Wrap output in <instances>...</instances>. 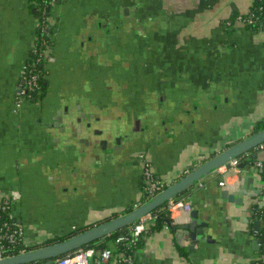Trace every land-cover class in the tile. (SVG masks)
<instances>
[{
    "label": "crops",
    "instance_id": "1",
    "mask_svg": "<svg viewBox=\"0 0 264 264\" xmlns=\"http://www.w3.org/2000/svg\"><path fill=\"white\" fill-rule=\"evenodd\" d=\"M253 1L57 0L46 93L18 107L39 21L35 0H0V193L21 192L15 216L29 245L142 203L141 154L172 184L252 133L264 119V30L236 17ZM238 168L226 185L222 167L183 194L207 223L204 239L191 248L172 225L144 232L135 264L261 257L254 205L264 207V177L255 162ZM189 214L176 211L172 224ZM115 247L103 238L89 264H117L100 260L102 249Z\"/></svg>",
    "mask_w": 264,
    "mask_h": 264
},
{
    "label": "water",
    "instance_id": "2",
    "mask_svg": "<svg viewBox=\"0 0 264 264\" xmlns=\"http://www.w3.org/2000/svg\"><path fill=\"white\" fill-rule=\"evenodd\" d=\"M59 114L60 117L58 120L61 121V113L59 112ZM78 120H80V118H78ZM262 143H264V127L217 152L212 157L176 179L172 184L152 198L138 204L132 210L97 223L62 240L26 250L15 255L4 256L0 258V264H27L36 261H45L46 264H51L53 259L57 257L70 254L81 247L88 246L93 242L111 235L115 231L132 225L146 214L165 205L170 199L184 194L196 183L215 174L221 167H229L232 160L257 148ZM244 166L245 162L239 164L241 168ZM238 193L243 194V191H239ZM222 194L230 202L243 203V200L238 199L235 193H229L228 190H223ZM189 215L191 220L184 223L172 224V229L178 233L179 237L184 236L183 238H185L186 236L192 248L199 240L205 238V231L203 228L207 226V223H198V214L196 210L191 211ZM260 224L258 219L256 221V229H259Z\"/></svg>",
    "mask_w": 264,
    "mask_h": 264
},
{
    "label": "built area",
    "instance_id": "3",
    "mask_svg": "<svg viewBox=\"0 0 264 264\" xmlns=\"http://www.w3.org/2000/svg\"><path fill=\"white\" fill-rule=\"evenodd\" d=\"M46 18L45 20L43 18V21L38 18V26H41L42 29L47 28L50 30V21H46L49 20V17ZM236 20L245 24L246 26H250L256 22L257 18H255L254 15L248 12L246 14H239L236 17ZM262 27L264 28V24ZM37 38L38 35L36 36L31 53V55L36 54L38 56L35 63L41 61L42 58L48 59V51L50 48V45L48 43H45L43 47H39L36 41ZM33 65L34 63H32V65H28L27 62L22 72V84L17 94L18 107H20L22 103L28 100L31 96L30 94H28L29 90L34 92L39 88V79L42 75L39 72L35 71ZM258 150H264L263 143L258 146ZM248 154L249 153L247 152L246 154L232 160L228 168L226 166H223L224 170L221 171L224 174L223 179L219 181V184L221 186L227 184L226 177L228 172H231L233 170L236 171L237 169H239L238 167L240 163L247 161ZM139 159L143 170V197L145 196L147 198L146 200H148L168 187L170 185V181L168 179L157 176L153 164L146 154H141L139 156ZM255 164L257 167H262L263 161L256 160ZM21 197V192L18 190L10 191L8 194L0 193V258L8 256L3 254V249L7 244L13 245L20 242L24 246L22 247L20 252L30 250L27 249V247L31 245H29V243H27L25 240V229L15 216V205L21 199ZM192 207L193 202L190 199H185L183 195L172 198L166 203V208L169 211L170 215L175 213L176 211L191 212ZM153 218L154 215L152 214V212L146 214L129 227L127 234L118 235L115 242L121 243L126 241V239H128V234L134 237H138L149 228L150 221ZM134 241V239L130 240V245L134 243ZM97 252L98 249L96 246L81 247L70 254L53 259L51 264H89L90 259L95 256ZM112 257H115L117 264H133L134 262L132 256L129 254L125 255L124 253H118L114 255L113 250L110 248H104L100 251L101 261L108 262L110 259H112Z\"/></svg>",
    "mask_w": 264,
    "mask_h": 264
},
{
    "label": "trees",
    "instance_id": "4",
    "mask_svg": "<svg viewBox=\"0 0 264 264\" xmlns=\"http://www.w3.org/2000/svg\"><path fill=\"white\" fill-rule=\"evenodd\" d=\"M54 1L56 3L57 0H35L36 15L41 21H43V18H44V20L46 17L50 18V11H51L52 5L55 4ZM249 13L254 15V17L257 18V20L254 24H252L248 27L254 31L264 30V28L262 27L264 24V0H254L253 5H252ZM46 21L48 22L49 20H46ZM37 35H38V38L36 41H37L39 47H43L45 43H48L49 45L52 44V38H51L52 31H50L49 29H47V28L42 29L41 26H38ZM37 57L38 56L36 54H33V55H31L30 59L28 60V65H32V63H34L33 68L35 69V71L39 72L42 75L41 78L39 79V88L37 90H35L34 92L30 91V90L28 91V94L31 95L29 97L30 101H37V100L41 99L45 95L46 89H47V79H46L47 68H46V66L48 63V59L42 58L41 61H39L38 63H35ZM263 127H264V119L255 124V127H254L252 132L257 131ZM257 152H258V147L250 150L248 152L249 154H248L247 161H249L250 163L255 162L257 160ZM259 168H260L261 175L264 177V162H263V166L259 167ZM146 199L147 198L145 196L142 197L141 202H144ZM254 210H255L254 213L256 214V216L259 217L261 220V228H260L259 233H260L261 245H262L261 246V254L262 255L258 259L252 260L248 264H264V207H261L258 204H255ZM152 214L154 215V218L150 221L149 228L145 231L146 234L152 233L154 231H158L161 228H163L165 225H168V226L172 225V218L170 216L169 211L166 208V204L161 206V207H158L157 209L152 211ZM130 226L125 227L123 229H120L118 231H115L114 233H112L109 236H106L105 238L113 239L115 242L118 235L128 233V229ZM74 233H76V232H74ZM142 234L139 235L138 237H134V236L128 234L127 235L128 239H126V241L121 242V243L115 242L116 247H115V250L113 251L114 255L118 254V253H124L125 255L129 254L132 256L133 261H134V257H133L134 251L138 248V246L141 245ZM71 235L72 234H69L67 236L51 238L46 243H44L43 245L50 244V243L56 242L58 240H62V239L66 238L68 236H71ZM132 239H134L135 241H134V243H132L130 245V240H132ZM101 240L93 242L88 246H96L97 247ZM43 245L29 246V247H27V249H33V248L43 246ZM22 247H24V246L20 242L13 244V245L7 244V245H5V247L3 249V254L15 255L21 251ZM65 255H67V254H65ZM65 255H62V256H65ZM41 263H45V261H36V262H32V263H27V264H41ZM133 264H135V261L133 262Z\"/></svg>",
    "mask_w": 264,
    "mask_h": 264
},
{
    "label": "rangeland",
    "instance_id": "5",
    "mask_svg": "<svg viewBox=\"0 0 264 264\" xmlns=\"http://www.w3.org/2000/svg\"><path fill=\"white\" fill-rule=\"evenodd\" d=\"M26 101H30V100L28 99V100H26ZM37 101H38V100H37ZM24 102H25V101H24ZM24 102H23V103H24ZM23 103H22V104H23Z\"/></svg>",
    "mask_w": 264,
    "mask_h": 264
}]
</instances>
